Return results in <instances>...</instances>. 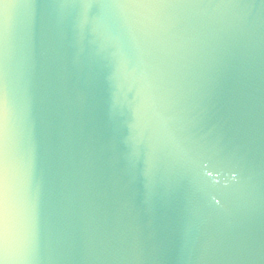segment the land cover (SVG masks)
I'll return each instance as SVG.
<instances>
[{
    "label": "water",
    "instance_id": "1",
    "mask_svg": "<svg viewBox=\"0 0 264 264\" xmlns=\"http://www.w3.org/2000/svg\"><path fill=\"white\" fill-rule=\"evenodd\" d=\"M2 264H264V0H0Z\"/></svg>",
    "mask_w": 264,
    "mask_h": 264
},
{
    "label": "snow or ice",
    "instance_id": "2",
    "mask_svg": "<svg viewBox=\"0 0 264 264\" xmlns=\"http://www.w3.org/2000/svg\"><path fill=\"white\" fill-rule=\"evenodd\" d=\"M79 4H91L94 0H75ZM153 2H167V0H112L113 5L119 6L123 3H134V4H144V3H153ZM4 103V92L2 85H0V105ZM2 264V261H0Z\"/></svg>",
    "mask_w": 264,
    "mask_h": 264
}]
</instances>
